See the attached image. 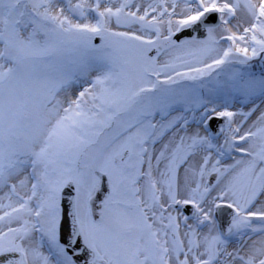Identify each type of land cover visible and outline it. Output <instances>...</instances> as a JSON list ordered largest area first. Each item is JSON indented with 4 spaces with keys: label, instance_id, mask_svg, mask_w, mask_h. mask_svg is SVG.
<instances>
[{
    "label": "snow or ice",
    "instance_id": "1",
    "mask_svg": "<svg viewBox=\"0 0 264 264\" xmlns=\"http://www.w3.org/2000/svg\"><path fill=\"white\" fill-rule=\"evenodd\" d=\"M0 264H264V0H0Z\"/></svg>",
    "mask_w": 264,
    "mask_h": 264
}]
</instances>
